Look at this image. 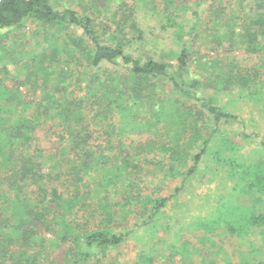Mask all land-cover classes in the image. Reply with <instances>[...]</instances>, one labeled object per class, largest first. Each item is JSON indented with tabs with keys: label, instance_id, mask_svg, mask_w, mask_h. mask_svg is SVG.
Wrapping results in <instances>:
<instances>
[{
	"label": "trees",
	"instance_id": "obj_1",
	"mask_svg": "<svg viewBox=\"0 0 264 264\" xmlns=\"http://www.w3.org/2000/svg\"><path fill=\"white\" fill-rule=\"evenodd\" d=\"M163 2L168 12L167 19L171 24H176L171 15H180L182 6L179 7L177 0ZM262 2L256 4L258 11H254V15L249 17L235 15V10L229 7L230 11L224 18L206 21V26L213 29L209 34L213 33L211 34L217 41V46L227 45L232 49H243L254 54L264 52V0ZM189 8L191 12L195 11L192 6H184L181 10L187 11ZM126 20L129 24L120 20L113 22L119 32H123L126 27L131 29L127 28L132 31L129 39L125 35L128 33L123 36L119 33L118 37L112 34L109 40H104L99 32L100 25L92 15L79 14L67 7L56 9L50 0H0V34L2 31L9 32L23 27L27 22L50 32L47 37L44 36V41L51 48L50 56L56 53L55 63L60 58L65 65V76L57 79L59 84L68 78L73 79L79 72L86 82L81 93L88 95L84 100H80V96L76 100L64 101L57 93H49L38 104L33 103V109L32 103L28 102L26 104L29 107L22 110L19 121L24 126L19 124L14 129L16 138L26 147L24 152L23 149L20 151L22 160L14 158L10 162L18 166L15 173L19 175V180L35 185L36 197L34 200L25 197L20 192V187H15L17 191L10 194L0 179V264H46L40 260L46 258V254L43 255L41 249L35 250L36 247H45L46 241L48 244L55 242L58 246H64L63 260H56L54 264H69L70 260L77 263L79 259H88L92 254L90 249H116L135 230L116 232L109 222L113 215L133 206L149 210L148 217L136 230L145 229L152 236L163 225L158 219L161 208L170 199L176 198L188 178L198 173L203 158L208 154H211L214 161L210 168L214 164L218 165L234 183L230 191L220 194L216 205L204 215H197L188 229L198 231L199 247L205 246L211 250L214 236L222 235L233 241H244L247 245L246 253H236L238 263L264 264V157L260 156L264 154V137L261 136L257 150L262 152L254 159L237 160L226 155L231 151L229 145L232 141L224 130L225 124H241L240 134L244 139L255 133H247L246 126L239 120L238 115L225 111L215 96L196 88L200 84L195 75L191 76L190 52L186 45L194 32L198 35L196 23L191 22L188 25L184 45L176 55V64L169 65V62L156 60L151 56L142 59L126 51L134 38L141 39L143 32L133 15H128ZM182 32L179 30L180 34ZM71 38L73 42L77 38L83 47L80 49L77 43H73L72 48L64 52L66 57L62 59L63 51L60 52V46L71 43ZM216 58L207 61L208 63L203 61L200 69L205 73L206 85H215L217 92L222 87L225 90H230V87L251 89L258 82L255 70L242 68L231 61L222 67V60ZM109 69L113 72H109ZM115 71L118 73L114 74ZM166 84L170 87L168 90L179 97L187 98L192 102L191 105L170 106L168 102L162 104ZM99 85L105 89L97 90ZM89 102L96 117H101L102 121L105 122L110 116H117L114 126L119 136L145 127L150 131L148 140L145 144L138 145L123 140L111 149H100L99 146L89 144L88 136L84 134L89 132L83 133V130L73 125L78 108L84 104L89 107ZM147 111L153 116L148 118L145 114ZM154 117V121H151ZM49 118L58 119L71 126L66 136L69 143L72 142L69 145L70 152L44 155L42 150L30 148L32 130L27 128L34 129L40 120ZM6 120L7 117L0 115V153L3 156L7 155L13 140L8 138ZM162 123L166 125V129L162 128ZM107 125L113 126L111 122ZM152 129L155 131L152 132ZM159 131L163 132V138ZM152 138V143L159 142L161 147L167 149L170 161L168 173L181 172L182 168L187 167L186 172H182V185L176 187L168 197L149 196L139 186L142 178L139 174L141 162L146 151L148 153L151 150L148 147ZM17 139L15 141L18 143ZM113 149L118 150L116 155L119 156H113L114 161H109L107 154ZM254 152L256 151L253 150L252 153ZM13 157L14 155L10 159ZM49 180L61 181L65 188H48ZM256 193L262 194L260 199L254 200L250 205L245 204V198ZM31 214H34L33 219L43 227L48 228L47 225L55 222L52 226L55 231L54 238H47L36 231L37 227L33 230L27 225ZM57 216L60 217L59 220ZM80 218L85 222L95 221L99 224L96 227H84L79 223ZM259 233L263 235L262 244H257L254 239ZM172 246L173 250L167 256L168 259H172L174 264H193L186 260L192 256L190 249L198 248L197 244L178 241V244L173 242ZM163 257V252L159 250L155 256L147 254L140 260L141 264H164L161 260ZM199 257L201 264H208L205 262L208 260L205 255Z\"/></svg>",
	"mask_w": 264,
	"mask_h": 264
},
{
	"label": "rangeland",
	"instance_id": "obj_2",
	"mask_svg": "<svg viewBox=\"0 0 264 264\" xmlns=\"http://www.w3.org/2000/svg\"><path fill=\"white\" fill-rule=\"evenodd\" d=\"M50 1L56 9L67 7L79 14L92 15L100 25L99 32L103 35L104 40H109L113 36L112 34L118 37L119 33L121 36L128 33L125 35L129 39L132 35V31H128L130 28L126 27L123 32H119L115 28L113 20H120L129 24L126 17L133 15L139 22L138 25L143 32L141 39L134 38V42L126 47V51L142 59L151 56L153 59L169 62V65L176 64V55L184 45L185 31H187L188 25L191 22L196 23L199 36L195 35L194 32L192 34L194 36L186 41L190 52L189 67L193 73L191 76L195 75L200 84L196 88L205 94L215 96L216 101L225 111L238 115L239 120L242 121L243 125L245 124L247 133H255L244 139L240 134L241 124H225L224 130L228 132V137L232 141V144L229 145L231 151L226 155L237 158V160L241 158H248L249 160L261 154L262 151L259 149L257 152V150L261 136L264 137V52L254 54L245 52L243 49H232L227 45L218 47L217 41L212 36L213 29L206 26V21L214 18H224L227 12L230 11L228 10L229 7L235 10L233 14H243L249 17L251 14L254 15V11H258L256 4L261 3L262 0H177L179 7L182 6L181 9L184 6H192L195 11L191 12L190 8L187 11L186 9H180V15H171L176 23L174 25L167 19L168 12L163 0ZM179 30L183 32L180 34ZM210 31H212V34H209ZM47 34L49 35L50 32H46L44 29L36 27L35 24L28 22L23 27L12 29L9 32L2 31L0 34V115L8 118L5 122L8 130L7 135L10 140L13 139L9 150H7V155L3 156L0 153V179L4 182V187L9 190L10 194L16 192V188L20 187L19 190L22 195L32 200L36 197L35 185L26 180H19V175L16 174L17 172L15 173L18 166H14L10 162L14 158L15 160H22L20 153L22 149L24 152L26 147L16 138L17 134L14 127L19 124L24 126L19 120L22 118L25 108L29 107L27 106L28 102L32 103L31 109H33V103L38 104L49 93H57L60 98L62 96L64 101L66 99L76 100L80 96H82L80 100L88 98L85 92L84 94L81 93V89L85 88L86 82L79 72L73 76V79L68 78L65 82L59 84L57 79L65 76V65H63L60 58L55 63L56 53L50 56L51 48L44 41V36L47 37ZM133 34L135 33L133 32ZM73 43L74 45L77 43L80 49L83 47V44L77 38H74V42L71 38V43L60 46V52L63 51L61 53L62 59L66 57L64 52L72 48ZM32 56L35 58L31 59ZM216 57L222 60V67H225V64H229L231 61L242 68L255 70L258 82L251 89L230 87V90H225L222 87L217 92L215 85H206L205 73L200 69L204 64L203 61L210 62L211 59ZM109 72L113 71L109 69ZM117 73L114 72V74ZM169 88L166 84V92H164L161 100L162 104L168 102L167 104L170 106L173 104L191 105V101L177 96L171 90H168ZM104 89L102 85L97 87V90ZM90 108L93 109L90 102L89 107L85 104L84 106L81 105L73 123L77 129L83 130V133L89 132L84 133L88 136L89 144L99 146L100 149H111L112 146L119 145L123 140V142H132L135 145L145 144L148 140L150 131L145 127L139 128L137 131H127L126 135L119 136L114 126L116 115L113 118L108 117L109 120L107 118L104 122L101 117H96L94 109L91 110ZM145 114L148 118L153 116L149 111ZM155 117L151 121H154ZM108 122H111L113 126H108ZM36 125L34 129L27 128L29 131L32 130V139L29 142L31 149L42 150L44 155L47 153L63 154L71 151L69 145L72 142L69 143L68 137L66 138L71 126L65 125L62 121L54 118L40 120ZM162 128L166 129L164 123H162ZM154 131L155 129H152V132ZM159 134L161 137L164 136L161 131H159ZM62 135L64 136L61 137ZM153 138L148 147L151 150L148 153L146 151V156L143 157L141 162L139 174L142 178L139 180V186L143 189V193L145 192L149 196L168 197L173 194L176 187L182 185L181 181L184 176L182 172H186L187 167L182 168L181 172L168 173L170 161L168 160L167 149L161 147L159 142L152 143ZM15 139L18 140V143ZM109 140H112L111 143H109ZM253 150L256 152L252 153ZM117 151V149H113L108 152L109 161H114L113 156H119V154L116 155ZM13 155L14 157L10 159ZM260 156L264 157V154ZM54 159L56 160V158ZM203 159L198 173L192 178H188L176 198L170 199L161 208L158 219L163 225L152 236L148 235V231L145 229L136 230L138 225L148 217L149 210L140 206H133L127 211H121L115 216L113 215L112 220L109 222V225L116 232L135 230L126 237L123 244L108 251L90 249L92 252L91 257L79 259L77 263L70 260L69 264H141L140 258L147 256V254L155 256L159 250L163 252L164 257L161 260L164 264H174L172 259H168L167 256L173 250L172 243L178 244V241H189L193 245H198L196 246L197 249H190L192 256L186 260L191 261L193 264L202 263L199 261V255H205L208 260H211H205L208 264H239L236 253L245 252L247 245L244 241H233L229 237H222V235L214 236L211 250L209 247H199L200 243L197 242L198 231L188 229L190 223L196 220L197 215H204L212 206L216 205L220 194L230 191V187L234 183L226 177L218 165L214 164L210 168L214 163L211 154L206 155ZM205 168H208L209 171ZM201 172L203 173L201 174ZM139 174L136 175L139 176ZM87 177L90 179L89 176ZM51 181H47L48 188H65L61 181ZM260 196H262L261 193L247 196L244 200L245 204L250 205L254 200H259ZM26 213H29L28 210H26ZM33 215L31 214V217H29L30 222L27 225L33 230L37 227L36 231L47 238H54L53 233L55 231L52 226L55 222L51 221L53 225H47L48 228L43 227L37 220L33 219ZM59 218L57 216V220ZM79 223L89 228L91 226L96 227L99 224L95 221L85 222L82 218L79 219ZM262 237L263 235L260 233L256 235L255 242L262 244ZM40 249L43 255L45 253L47 256L40 260L45 261L46 264H54L56 260H63L64 246H58L55 242L48 244L46 241L45 247L35 248L38 251ZM243 256L246 255L243 254ZM179 257L181 256L179 255Z\"/></svg>",
	"mask_w": 264,
	"mask_h": 264
}]
</instances>
